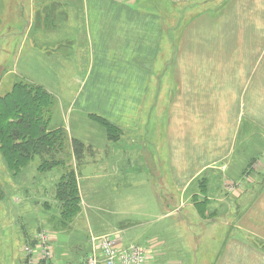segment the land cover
I'll list each match as a JSON object with an SVG mask.
<instances>
[{"label": "crops", "instance_id": "0c3cea01", "mask_svg": "<svg viewBox=\"0 0 264 264\" xmlns=\"http://www.w3.org/2000/svg\"><path fill=\"white\" fill-rule=\"evenodd\" d=\"M165 1H59L80 7L79 28L72 22L64 37L84 39L78 54L86 57L53 63L48 56L52 61L42 62L53 70L76 67L70 74L77 78L76 95L58 125L87 148L90 135L99 134L92 148L101 156L94 173L106 182L128 166L152 172L156 184L173 192L169 210L155 192L153 206L173 219L151 230L158 247L172 243L176 251L211 252L214 264H264V54H198L213 36L200 18L185 50L191 54H172L166 69ZM253 1L226 3L225 16L235 17L232 26H264L261 0ZM34 56L29 62L36 68ZM70 84L62 88L68 97ZM90 114L111 123L117 135L99 124L102 135Z\"/></svg>", "mask_w": 264, "mask_h": 264}, {"label": "rangeland", "instance_id": "374dc122", "mask_svg": "<svg viewBox=\"0 0 264 264\" xmlns=\"http://www.w3.org/2000/svg\"><path fill=\"white\" fill-rule=\"evenodd\" d=\"M59 1L64 0H33L30 6V0H0V264H20L21 246L27 238L43 229L53 235L56 259L68 264H74L86 255L88 240L92 236L118 229H122L119 233L125 244L134 243L151 249L149 264H214L211 252L176 251L172 243L168 244V249H165L167 243L165 247H158L157 226L173 220L162 214V209L172 208L168 201L172 200L173 192L167 186L162 188L161 182L156 184L152 172L124 166V170L117 172L110 183L106 182L99 177V171L94 173L95 162L98 163L101 156L94 154L92 148L99 134L90 135L87 148L77 139L74 143L75 138L69 137L67 129L58 125L68 116L66 107L71 97L76 95L77 78L70 75L76 67L58 65L53 70L47 69L42 62L52 61L48 56L55 59L53 63L70 60L71 57L82 61L86 57V54H78V49L84 50L86 46L84 39L74 37L70 42L64 37V29L70 30L72 22H76V31L79 28L77 20L82 18L80 7ZM229 1H165L166 69L172 66V54H191L185 50L190 48L188 40L193 35L192 30L196 29L195 21L200 18L207 22L204 32L206 27L207 31L212 29L213 36L210 47L205 49L206 44L202 43V52L198 54H207V49L209 54L211 50L214 54H264V26H246L243 31L232 26L235 17L225 16L223 11ZM261 6L260 15L263 17L264 0H261ZM32 19L33 26L29 29ZM225 19L226 25L222 24ZM249 20H253L252 17ZM26 31L29 33L24 39ZM29 54H36L34 60L39 59L36 68L29 62ZM25 57L28 61H24ZM74 62H77L76 58ZM45 71H48L46 75ZM68 82L72 86L69 97L62 90ZM17 83L26 85L27 89L40 88L47 94L46 99L38 95V100H32L33 94L32 99H19L20 94L14 90ZM168 84L169 72H166V87ZM9 93L13 98L17 97L15 102L2 101ZM165 94L167 96L168 90ZM22 111L34 113L31 117L34 116L32 120L35 123L42 119L38 125L42 134L62 129L64 136L50 135L52 144H41L39 154L32 155V150L27 151L31 155L30 160L13 172L4 151L12 152L7 148L14 147L16 141L10 138L5 125L26 116ZM36 117L39 119L35 120ZM89 117L97 121L96 127L103 135L105 130L99 124L105 123L93 114ZM109 130L114 136L118 133L115 127ZM1 142L4 144L2 147ZM155 192L161 199V210L153 206V203L157 204L154 202ZM153 229L155 233L151 234ZM191 243L188 244L191 246ZM181 254L184 257L179 261Z\"/></svg>", "mask_w": 264, "mask_h": 264}, {"label": "built area", "instance_id": "2783aa9c", "mask_svg": "<svg viewBox=\"0 0 264 264\" xmlns=\"http://www.w3.org/2000/svg\"><path fill=\"white\" fill-rule=\"evenodd\" d=\"M53 235L40 230L21 246L20 264H68L58 261L53 248ZM150 250L134 243L125 244L120 233L92 236L86 255L74 264H149Z\"/></svg>", "mask_w": 264, "mask_h": 264}, {"label": "trees", "instance_id": "16d2710c", "mask_svg": "<svg viewBox=\"0 0 264 264\" xmlns=\"http://www.w3.org/2000/svg\"><path fill=\"white\" fill-rule=\"evenodd\" d=\"M26 85H23L21 83H17L15 84V88L14 90H17V93L20 94V98H30L32 99V94L34 95V98L32 100H38V95L41 96L42 98L46 99V93L43 90H39L40 88L35 87V88H30L28 87V89L26 88ZM13 94V93H12ZM17 99V97L13 98V96L9 93L7 95H5V98L2 101H10V102H15V100ZM32 100H30L29 102H32ZM28 110V108H27ZM23 112V111H22ZM24 113V112H23ZM26 114V116L22 117V118H18L17 122H13V123H9L6 124L5 127L7 132L10 135V138H14L15 142V146H17L18 148H14L13 146L11 148H7L9 151H12L10 153H7L4 151V157L7 158L8 162V166L9 168L13 171L16 172L18 171L19 167H23L25 166V164H27V162L30 160L31 155L29 153H27V151L32 150L31 152L34 154H39L40 152V145L41 144H46L48 145V142H51L52 144V140L50 139V135H56L58 136H64V131L61 129H57L55 131H53L52 133H45L47 134V136H45L44 132L42 134L41 128L40 126V122H42V119H39L36 117L35 120H38L36 123L32 120L31 117L32 115H34V113L30 112V113H24ZM29 115V116H28ZM105 123L106 126V130L107 133L110 135H112V132H110V128H114V126L107 122L102 120ZM43 125V123L41 124ZM111 126V127H110ZM33 128V130H31ZM4 130V128H3ZM19 133V135L17 136V134L15 133ZM60 138V137H59ZM60 138V139H61ZM76 139H74V143ZM13 143V142H12ZM3 142H1V147L3 146ZM32 147H34L32 149ZM13 148L15 150H13ZM71 185V184H70ZM72 191V190H71ZM73 192V191H72ZM29 239V238H27ZM26 239V240H27Z\"/></svg>", "mask_w": 264, "mask_h": 264}]
</instances>
